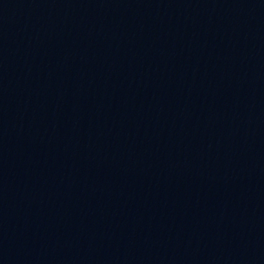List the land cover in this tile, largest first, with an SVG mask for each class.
<instances>
[{
    "label": "water",
    "instance_id": "95a60500",
    "mask_svg": "<svg viewBox=\"0 0 264 264\" xmlns=\"http://www.w3.org/2000/svg\"><path fill=\"white\" fill-rule=\"evenodd\" d=\"M0 264H264V0H0Z\"/></svg>",
    "mask_w": 264,
    "mask_h": 264
}]
</instances>
